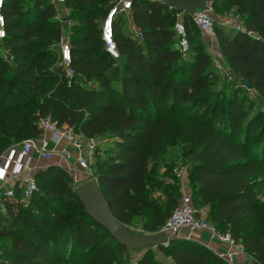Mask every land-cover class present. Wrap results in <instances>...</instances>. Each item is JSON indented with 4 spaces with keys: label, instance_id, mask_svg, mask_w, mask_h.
<instances>
[{
    "label": "trees",
    "instance_id": "trees-1",
    "mask_svg": "<svg viewBox=\"0 0 264 264\" xmlns=\"http://www.w3.org/2000/svg\"><path fill=\"white\" fill-rule=\"evenodd\" d=\"M232 1H239L243 24L253 34L214 23L218 48L238 82L220 97L213 90L219 72L209 48L194 39L187 52L180 51L177 10L164 0H131L134 31H127L123 16L114 19L121 61L107 53L101 24L91 16L99 10L104 18L113 0H64L70 18L79 20L69 35L70 81L59 76V66H50L57 51L49 46L62 29L51 0H5L6 36L0 42L15 63L0 57V154L39 135L40 115L50 114L85 136L106 134L112 151L97 157L95 175L110 211L127 226L136 215H148L142 228L157 232L182 194L175 186L152 194L158 186L157 158L176 132L175 115H194L189 117L195 118L201 149L192 175L193 204H208L206 220L229 230L264 264V111L247 110L239 85L250 84L264 100V0ZM181 20L188 38L200 32L186 10ZM26 94H33L35 109L22 103ZM70 174L50 163L34 173L38 188L29 200H23L18 182L14 196L0 194V238L10 239L15 264H154L152 247L119 243L85 211ZM157 248L173 264H227L208 246L187 238H171ZM129 249L142 250L135 263L129 261Z\"/></svg>",
    "mask_w": 264,
    "mask_h": 264
},
{
    "label": "built area",
    "instance_id": "built-area-1",
    "mask_svg": "<svg viewBox=\"0 0 264 264\" xmlns=\"http://www.w3.org/2000/svg\"><path fill=\"white\" fill-rule=\"evenodd\" d=\"M56 9V19L61 23L66 22V17L60 11V5L64 4V0H51ZM5 0H0V39L6 36V20L4 16ZM131 9V0H113L112 6L108 9L101 24V38L104 42L105 49L114 59H118L116 43L113 38V21L117 16ZM180 12H177V15ZM190 16L193 22L198 27L199 31L207 37L214 34V22L208 9L196 8ZM174 29L178 36L177 47L181 52L188 51L189 42L186 28L181 19H177L174 24ZM237 29L247 31L253 34L251 30L245 27L244 24L237 25ZM62 26L58 44V57L60 65L63 67L64 77L67 81L73 76V68L71 65V51L69 45V37L63 32ZM210 55L212 62L216 68L222 73L232 78L229 65L224 63V57L218 48L217 43L210 40ZM3 56L7 60H13V55L7 47L2 51ZM41 132L39 135L26 138L16 145L10 146L0 154V185L4 183L9 175L17 176L24 171H31V151H37L38 155L50 160L55 155L63 159V166L71 174L79 173L82 175H90L91 178H96V152L98 140L96 137L85 136L80 130L75 129L73 125L66 123L59 124L50 114L40 115L36 121ZM90 179V178H89ZM37 182L33 173H29L27 177L19 183L20 194L23 200L29 199L37 190ZM5 197L14 196L13 187L5 189L2 193ZM207 211L196 207L193 204L191 195L187 192L181 194L178 204L167 218L165 224L158 231H163L171 238L182 227H190L192 229H207L211 231L220 241L227 243L231 248L236 250H244L243 245L238 242L229 230L220 231L213 224L206 220ZM157 231V232H158ZM233 254L228 251L225 255H219L223 259H227Z\"/></svg>",
    "mask_w": 264,
    "mask_h": 264
},
{
    "label": "rangeland",
    "instance_id": "rangeland-1",
    "mask_svg": "<svg viewBox=\"0 0 264 264\" xmlns=\"http://www.w3.org/2000/svg\"><path fill=\"white\" fill-rule=\"evenodd\" d=\"M206 3L208 4L209 13L213 19V22L222 26L227 30L237 29V25L243 24V17L244 12L238 8L239 1H232V0H207ZM22 7L24 5L22 4ZM65 11H63L62 7H60V11L62 14L68 19L66 22H62L61 26L64 27V33L66 36L69 37L71 31H75L76 28L73 26L79 22L78 19L70 18V10L65 7ZM184 10L179 11L178 19H181ZM178 12V10H177ZM93 17V22L96 24H102V15L101 11L97 10L91 14ZM121 16L124 18V25L127 26V31L131 32L134 31V27L130 22V11L123 13ZM215 29V27H214ZM192 37L188 38L189 43L192 44L194 39H201L203 41V48L206 50L210 47V40L212 39L213 42L216 44L217 40L215 34L207 37L203 33L196 32L191 34ZM206 41V42H205ZM51 49H56L57 55L54 58L53 63L50 65L51 68L60 67L61 72L59 76H64L63 67L60 65L59 57H58V44L57 41L53 42L49 46ZM4 46L0 42V57L7 61V63L14 64L13 60H7L4 58L2 51L4 50ZM19 63V62H16ZM227 65V62L224 61ZM15 71H17L18 66H14ZM219 78L216 80L215 84L213 85V90L217 91L220 97H224L225 95L229 94L231 90L237 86L238 82L235 81L234 76L229 78L227 75L219 71ZM52 82L48 81L44 83V87L47 88V94L49 93L50 86ZM117 85V83L115 84ZM241 88L240 97L244 101V105L247 107V110H250V113H254L257 110L264 111V100L258 95V93L246 87L244 84H239ZM36 99L39 98L38 95H34ZM33 94L29 96L26 94L22 98V103L27 105L30 109H35L36 105L32 103ZM27 103V104H26ZM187 116V118H186ZM194 115H187L186 113L177 114L175 115V127L176 132L174 134H170L168 136L169 139L166 140V150L165 153L157 158V165L155 170V183L158 186L154 187L153 193L156 194L157 191H162L165 187L175 186L181 193L187 192L192 195V191L194 190V180L192 178L193 172L195 170V165L198 163L197 154L201 149V146L197 143L196 137L198 131L193 128V123L195 122V118L189 117ZM181 126L183 129L181 130ZM98 146L96 157L98 159L105 158L110 151H112V144L107 140V136L101 135L97 138ZM16 145V143H15ZM45 160H41V164L44 163ZM47 161V160H46ZM45 161V162H46ZM50 164V163H49ZM91 178L90 175H82L80 176L79 173H72L70 174L69 182L71 185H77L87 179ZM160 182V183H159ZM264 193V192H263ZM32 197V196H31ZM30 197V198H31ZM29 198V199H30ZM27 199V200H29ZM164 200V197L161 199ZM26 203V202H25ZM196 206V205H195ZM205 211H208V204L200 203L198 206ZM3 211V206L0 204V216L1 212ZM3 213V212H2ZM4 215V214H3ZM149 218L148 215L138 214L135 216L133 222L128 225L129 228L133 232L137 233H148V231L142 228L143 221ZM2 219V220H1ZM0 223H3L4 218L0 217ZM194 233H199V231L195 230ZM192 234L191 228L185 232V236L189 239L197 241L201 244L202 242L199 241L198 238L194 239L192 237L195 234ZM153 254V262L154 264H171V259L162 251H159L157 247L151 248ZM11 248H10V239L8 237L0 238V264L12 263L15 264L14 258H11ZM129 261L131 263H135L137 257L142 255L141 249H129L128 252Z\"/></svg>",
    "mask_w": 264,
    "mask_h": 264
},
{
    "label": "water",
    "instance_id": "water-1",
    "mask_svg": "<svg viewBox=\"0 0 264 264\" xmlns=\"http://www.w3.org/2000/svg\"><path fill=\"white\" fill-rule=\"evenodd\" d=\"M164 1L170 7H174L178 11L186 10L189 14H192L196 8H209L206 0ZM118 61H121L120 58ZM246 84L248 87L251 86L248 83ZM74 191L85 211L106 228L116 241L129 248L158 247L168 243L171 239L163 231L143 234L133 232L126 224L117 219L110 211L96 178H90L77 184Z\"/></svg>",
    "mask_w": 264,
    "mask_h": 264
},
{
    "label": "crops",
    "instance_id": "crops-1",
    "mask_svg": "<svg viewBox=\"0 0 264 264\" xmlns=\"http://www.w3.org/2000/svg\"><path fill=\"white\" fill-rule=\"evenodd\" d=\"M60 7H62L63 11L66 10L64 4L60 5ZM208 46L210 47L209 44ZM41 160H45V161L47 160V161L46 162L44 161V163L41 164L40 162ZM63 162H64L63 159H61V157H59L58 155H55L53 158L48 160L38 155L37 151L32 150L31 171L29 172L24 171L17 176L9 175L8 178H6V180L4 181V183L0 185V194L3 193L5 189L13 187L15 183L17 182L21 183L27 177V175H29V173L34 174L36 171L46 167L49 163L63 165ZM189 228L190 227H182L176 234L171 236V238L178 237V238L189 239L187 236H185V232H187ZM195 230L199 231V233H194ZM191 231L192 234L193 233L195 234V236L192 238L194 239L198 238L200 242L211 248L218 255H225V253H227L228 251H232L233 254L230 257H228L226 260L224 259L227 262V264H260L252 255L247 254L244 250L241 251V250H236L235 248H231L227 243L220 241L211 231L207 229L191 228ZM171 264H173V262Z\"/></svg>",
    "mask_w": 264,
    "mask_h": 264
},
{
    "label": "snow or ice",
    "instance_id": "snow-or-ice-1",
    "mask_svg": "<svg viewBox=\"0 0 264 264\" xmlns=\"http://www.w3.org/2000/svg\"><path fill=\"white\" fill-rule=\"evenodd\" d=\"M0 35H2V33H0Z\"/></svg>",
    "mask_w": 264,
    "mask_h": 264
}]
</instances>
